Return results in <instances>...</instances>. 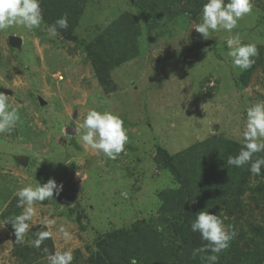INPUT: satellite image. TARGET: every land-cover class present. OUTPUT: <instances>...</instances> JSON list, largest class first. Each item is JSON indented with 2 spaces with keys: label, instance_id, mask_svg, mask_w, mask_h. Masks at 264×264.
Masks as SVG:
<instances>
[{
  "label": "rangeland",
  "instance_id": "1",
  "mask_svg": "<svg viewBox=\"0 0 264 264\" xmlns=\"http://www.w3.org/2000/svg\"><path fill=\"white\" fill-rule=\"evenodd\" d=\"M44 1L45 24L65 14L78 17L71 34L77 38L69 39L67 30L50 37L44 26L31 32L22 27L0 32V89L13 90L8 100L20 115L11 134L0 133V264H48L44 253L28 260L18 254L22 249L33 254L45 246L50 252L73 249V264H94L96 239L103 235L102 240L117 250L124 237L107 234L120 233L128 236L118 259L122 264H130L133 257L139 264H207L204 254L192 255L190 222L195 215L189 218L182 184L160 162L157 146L181 155L185 166L189 164L188 185L197 191L190 207L197 213L208 210L221 215L225 227L236 231L227 258L219 264H264V190L246 187L239 200L228 201L227 208L225 200L224 204L205 200L203 183L211 177L199 168L198 158L185 153L197 144L203 149L213 135L240 143L246 107L264 101V80L260 88L247 86L254 80V68L243 72L226 56L230 34L221 30L204 39L193 29L202 22L206 0H68L64 10L56 9L61 0ZM136 2L161 16L142 19ZM124 12L138 17L143 33L137 35L135 56L114 65L110 84L101 85L87 46L100 35L113 39V25ZM256 24L257 13H251L238 22L233 34L239 32L247 43L258 41L250 32ZM10 35L24 38L21 47L9 44ZM258 52L255 64H264L262 50ZM65 67L70 70L61 81ZM45 78L46 91L41 93L38 87ZM52 79L61 81L63 106L57 97L53 103L46 100L55 89ZM90 107L108 108L125 122L129 141L116 160L98 157L78 142V135H66V123L82 122ZM18 155L29 156L26 166L16 162ZM53 177L63 190L58 197L54 194V200L36 206L34 225L43 217H55L56 227L64 224L73 234L72 241L66 243L53 229L54 239L46 240L41 249L33 248L30 242L43 230L36 225L25 234L24 243L17 244L11 225L3 224L18 209L22 211L16 206L15 192ZM263 180L262 172L250 173L237 184L254 186ZM121 192H127V198ZM161 225L163 231H157Z\"/></svg>",
  "mask_w": 264,
  "mask_h": 264
},
{
  "label": "clouds",
  "instance_id": "2",
  "mask_svg": "<svg viewBox=\"0 0 264 264\" xmlns=\"http://www.w3.org/2000/svg\"><path fill=\"white\" fill-rule=\"evenodd\" d=\"M252 11V0H206L201 9L202 22L193 29L204 39H209L212 32L223 30L229 33L226 40V56L231 59L234 68L245 71L256 62L255 58L259 54L257 44L244 43L239 32L232 33L238 27V22ZM42 26L50 37L55 38L59 35V30L69 28L68 16L62 15L54 23L45 24L41 0H0V32L16 27L31 32ZM19 120L18 109L11 107L8 95L0 92V133L11 134ZM75 132L79 136V143L95 150L98 157L105 156L110 160H116L125 152L129 141L123 118L108 108L103 111L88 108L82 122L75 125ZM240 144L238 153L228 156L226 164L236 168L247 165L251 174L260 176L264 167V156L257 157L256 154L264 153V101L246 107ZM62 190V183L58 184L54 178H49L43 183L36 180L34 185L30 183L15 192L16 206L22 211L5 219L3 224L11 225L17 244H23L25 234L36 225H41L40 229L43 230L35 233V238L30 242L33 248L41 249L46 240L54 239L53 229L66 243L72 241L73 234L64 224L56 227L55 217H43L34 225V217L38 215L36 206L46 200H54V194L58 197ZM121 196L127 198L128 193L121 192ZM230 228L231 226L225 227L221 215L210 214L208 210L196 213L195 219L190 222V229L193 233H198L205 243L193 250V257L204 254L202 259L207 264H219V254L230 247L231 241L237 235L236 231ZM157 231H163V226H157ZM42 251L48 264H73L74 255L71 248H57L50 252L45 246ZM130 264H139V261L133 257Z\"/></svg>",
  "mask_w": 264,
  "mask_h": 264
},
{
  "label": "trees",
  "instance_id": "3",
  "mask_svg": "<svg viewBox=\"0 0 264 264\" xmlns=\"http://www.w3.org/2000/svg\"><path fill=\"white\" fill-rule=\"evenodd\" d=\"M68 3V0L58 1L56 9L59 8L61 10H64L65 7L63 6V4L69 5ZM135 5L139 6L138 8L140 10L142 19L145 18L147 20L149 16H151L153 20H155L157 19V17L161 16V14H151L147 4L141 5L139 2H136ZM41 7L43 9V14H45L46 6L44 0H41ZM77 18V16H72L70 14L68 16L69 24L71 25L67 29L69 39L75 40L77 38L75 34L71 35L72 33H74L73 26L76 24ZM150 24L147 25V30ZM141 28L142 27L139 24V19L134 13L124 12L120 15L117 23L113 25V31L115 36L113 39L106 40L105 38H103L102 35H100L98 38L95 39V42L91 43L89 47L87 46L86 51L90 55L91 61L95 68V78L101 85L107 86L110 84L108 79H110V72L114 65H120L126 60L135 56L136 53L132 52H136L135 48L137 46V35L138 33H143L141 31ZM111 32L112 29H108L110 37ZM127 40L131 41L130 45ZM202 145L203 144L194 145L188 148L185 153L189 155L188 158H198L199 168L202 171L209 173L211 177L210 182L203 183V196H205V200L215 199L217 202L219 201L223 204L225 203L223 200H225L227 203L224 204V206L227 208L229 204L228 201L239 200L241 198V195L244 194V189L246 187H249L248 189L251 190H261V192L264 190V180L259 181L254 186H252L250 183H247L245 187H238L237 183L239 180H242L244 178L246 179L248 176H250L248 166L246 165L243 168H236L230 167L226 164L228 156H234L238 153L241 147V144L239 142L220 135H213L212 137L207 138L205 140L203 149H201ZM157 150L160 162L163 163L165 167L170 169L174 177L182 184V195L186 196V201L184 205L186 207L187 213L189 214V218L193 217L197 213V210L191 208L190 206L193 203V199L197 195V191L196 188L191 189L188 185L189 178L187 177L190 171L186 169L188 168L189 164L185 166L184 159L181 155H171L166 149L162 148L161 146H157ZM260 154L261 153H258L256 154V156L258 157V155ZM200 169H198V171ZM230 169H232L231 177H229ZM261 172L262 174H264V170H262ZM19 212L20 209H18L17 214L15 215H18ZM260 230V228L255 227L254 231H256L258 234H261L262 232ZM191 233L192 234L189 238L194 246L191 250H194L198 247H201L202 244L205 242L200 239L198 233ZM107 235H110L114 239H116L117 236L118 238L124 237L125 243L123 246L118 247L116 250L113 243H110L108 245L106 241L102 240L103 235L98 237L95 241V245L98 250L96 252V259L94 261V264H119L120 260L118 259H122L120 250L126 249V244L128 243V236L125 237L123 233H120L118 235ZM229 251L230 247L221 254H219V262L227 258ZM28 253L29 252L27 249L26 252L24 251V249L18 252L19 256L24 260H28L29 257H37V255L43 254L42 251H35L33 254Z\"/></svg>",
  "mask_w": 264,
  "mask_h": 264
},
{
  "label": "crops",
  "instance_id": "4",
  "mask_svg": "<svg viewBox=\"0 0 264 264\" xmlns=\"http://www.w3.org/2000/svg\"><path fill=\"white\" fill-rule=\"evenodd\" d=\"M252 3H253V11H252V13L253 14H256L257 13V24L255 26H251L250 32H253L255 34V36H257L259 38L258 41H252V43H256L257 44V48L260 49V50H262V55H263V60H264V0H252ZM21 39H22V44H23L24 43V38L22 37ZM243 42L244 43H247L246 41H243ZM40 61L41 62H44L45 61L44 54L42 55ZM263 66H264V64H254L252 66V68H254V69L251 72V76L254 77V80H253L252 83L247 84V86L252 87V85L255 84L256 85L255 88H260L261 81L264 80V67ZM63 69L67 70V71L63 72L64 73L63 78L65 79L66 78L65 77V74L67 75L68 70H70V68L68 69V67H65ZM245 72H247V70H245ZM259 80H260V83L258 84ZM19 81L21 82V81H26V80L24 78H20ZM53 81H55V89H54V92L49 91L46 100L53 103L54 102V99L57 97L60 100V102H61V104L63 106L64 104H66V100H65V97L62 95L61 85H59L61 81H57V80H53L52 79V81L50 82V84H52V83L54 84ZM43 82H44V85H41L42 83L40 82V87H38V89L40 90L41 93H43V92L46 91V88H45V85L47 86L46 78L44 79ZM247 86H246V88H247ZM32 87H33V84L31 86V88ZM11 91L13 92V90H11ZM6 95H8L9 97H11L12 96V93L11 94H6ZM46 103H48V102H46ZM75 125H76V123H75Z\"/></svg>",
  "mask_w": 264,
  "mask_h": 264
},
{
  "label": "water",
  "instance_id": "5",
  "mask_svg": "<svg viewBox=\"0 0 264 264\" xmlns=\"http://www.w3.org/2000/svg\"><path fill=\"white\" fill-rule=\"evenodd\" d=\"M9 44L12 47H20L22 44V39L21 37L17 36V35H10L9 36ZM0 92L4 93V94H11L12 91L10 89H5L2 88L0 89ZM41 103L45 104V101L41 100ZM65 132L67 136H74L76 134L75 132V124L74 123H67L65 125ZM15 160L17 163L26 166L28 164V160H29V156L27 155H18L15 157ZM57 182L58 179L56 177H53Z\"/></svg>",
  "mask_w": 264,
  "mask_h": 264
},
{
  "label": "flooded vegetation",
  "instance_id": "6",
  "mask_svg": "<svg viewBox=\"0 0 264 264\" xmlns=\"http://www.w3.org/2000/svg\"><path fill=\"white\" fill-rule=\"evenodd\" d=\"M46 104V103H45ZM70 123H74L75 124V122L74 121H70ZM72 137V136H71ZM69 138H70V136H69Z\"/></svg>",
  "mask_w": 264,
  "mask_h": 264
},
{
  "label": "built area",
  "instance_id": "7",
  "mask_svg": "<svg viewBox=\"0 0 264 264\" xmlns=\"http://www.w3.org/2000/svg\"><path fill=\"white\" fill-rule=\"evenodd\" d=\"M58 79H60V80L63 79V76H60Z\"/></svg>",
  "mask_w": 264,
  "mask_h": 264
}]
</instances>
